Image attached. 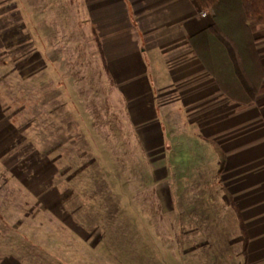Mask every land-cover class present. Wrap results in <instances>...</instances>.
Here are the masks:
<instances>
[{"label":"rangeland","instance_id":"obj_1","mask_svg":"<svg viewBox=\"0 0 264 264\" xmlns=\"http://www.w3.org/2000/svg\"><path fill=\"white\" fill-rule=\"evenodd\" d=\"M85 20L0 0V264H241L213 146L134 120Z\"/></svg>","mask_w":264,"mask_h":264},{"label":"crops","instance_id":"obj_2","mask_svg":"<svg viewBox=\"0 0 264 264\" xmlns=\"http://www.w3.org/2000/svg\"><path fill=\"white\" fill-rule=\"evenodd\" d=\"M80 5L134 120H160L162 130L174 108L183 129L190 125L194 135L222 145L227 154L222 188L235 201L248 235L241 264H264V93L237 110L238 102L219 89L194 52L189 37L212 22L211 12L202 14L195 0H80ZM256 36L264 60V29Z\"/></svg>","mask_w":264,"mask_h":264},{"label":"trees","instance_id":"obj_3","mask_svg":"<svg viewBox=\"0 0 264 264\" xmlns=\"http://www.w3.org/2000/svg\"><path fill=\"white\" fill-rule=\"evenodd\" d=\"M201 9L211 12L212 22L189 37L194 52L213 76L219 89L238 102L237 110L255 103L264 93V60L257 48V32L264 29V0H195ZM94 38L103 57L101 39L94 29ZM213 146L218 157L217 173L225 169L227 154L214 138L202 135ZM223 191L234 208L242 250L248 235L237 205L227 189Z\"/></svg>","mask_w":264,"mask_h":264},{"label":"built area","instance_id":"obj_4","mask_svg":"<svg viewBox=\"0 0 264 264\" xmlns=\"http://www.w3.org/2000/svg\"><path fill=\"white\" fill-rule=\"evenodd\" d=\"M206 11H209V10H206V9L205 10L204 9L201 10L202 14H205Z\"/></svg>","mask_w":264,"mask_h":264}]
</instances>
